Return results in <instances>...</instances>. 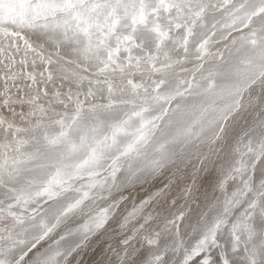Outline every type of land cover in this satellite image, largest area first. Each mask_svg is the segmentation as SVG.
<instances>
[{"label": "snow or ice", "instance_id": "1", "mask_svg": "<svg viewBox=\"0 0 264 264\" xmlns=\"http://www.w3.org/2000/svg\"><path fill=\"white\" fill-rule=\"evenodd\" d=\"M0 264H264V0H0Z\"/></svg>", "mask_w": 264, "mask_h": 264}]
</instances>
